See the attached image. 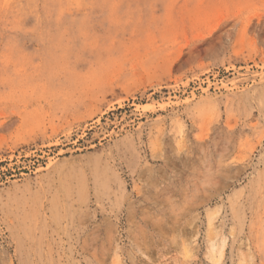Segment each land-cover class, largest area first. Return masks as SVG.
Returning a JSON list of instances; mask_svg holds the SVG:
<instances>
[{
  "label": "rangeland",
  "instance_id": "1",
  "mask_svg": "<svg viewBox=\"0 0 264 264\" xmlns=\"http://www.w3.org/2000/svg\"><path fill=\"white\" fill-rule=\"evenodd\" d=\"M0 264H264V0H0Z\"/></svg>",
  "mask_w": 264,
  "mask_h": 264
}]
</instances>
